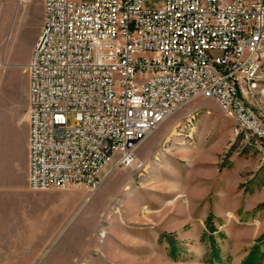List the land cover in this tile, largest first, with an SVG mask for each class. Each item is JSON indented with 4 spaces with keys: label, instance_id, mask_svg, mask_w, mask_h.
Wrapping results in <instances>:
<instances>
[{
    "label": "built area",
    "instance_id": "obj_1",
    "mask_svg": "<svg viewBox=\"0 0 264 264\" xmlns=\"http://www.w3.org/2000/svg\"><path fill=\"white\" fill-rule=\"evenodd\" d=\"M149 1L157 7L42 0L25 67L31 190L92 195L109 172L143 169L138 149L200 98L264 140V125L242 100L264 67V0Z\"/></svg>",
    "mask_w": 264,
    "mask_h": 264
},
{
    "label": "rangeland",
    "instance_id": "obj_2",
    "mask_svg": "<svg viewBox=\"0 0 264 264\" xmlns=\"http://www.w3.org/2000/svg\"><path fill=\"white\" fill-rule=\"evenodd\" d=\"M43 20L42 0L0 1V113L21 102L9 76L26 77ZM242 100L264 125V67ZM3 138L0 123V264H264V140L213 99L167 119L137 151L144 168L109 172L92 195L31 190L20 141L7 177Z\"/></svg>",
    "mask_w": 264,
    "mask_h": 264
},
{
    "label": "crops",
    "instance_id": "obj_3",
    "mask_svg": "<svg viewBox=\"0 0 264 264\" xmlns=\"http://www.w3.org/2000/svg\"><path fill=\"white\" fill-rule=\"evenodd\" d=\"M24 21L25 20L23 17L21 23H19L17 26V31H20L22 29ZM38 36L39 34L35 32L30 41V45H26L27 48L24 57L26 61L25 63H27L26 65H28L31 59L32 51L34 49ZM17 83L19 85V89L16 92L15 89ZM8 88V90H10L11 92V97H13L16 93L20 94L21 102L18 106L16 104L7 106L8 103L5 107L4 104L3 106H1L3 110H1L0 113V123L2 125L3 133L6 135V138H3L1 143L3 146L4 144L6 146L5 155L3 153V156H5V158H3L2 169L5 170L6 176L8 177L10 174L11 159L18 154L17 146L18 141H20L22 159L26 162L29 178V121L28 114H26L29 106V76L26 75V77H21V79L18 80V73L12 71L8 80ZM15 159L17 161V158Z\"/></svg>",
    "mask_w": 264,
    "mask_h": 264
}]
</instances>
